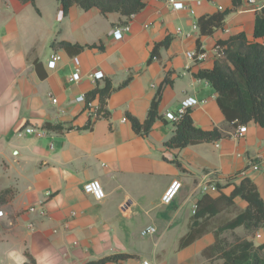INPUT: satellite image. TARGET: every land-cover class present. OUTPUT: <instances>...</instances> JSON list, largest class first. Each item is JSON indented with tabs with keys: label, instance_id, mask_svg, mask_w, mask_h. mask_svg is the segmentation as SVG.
<instances>
[{
	"label": "crops",
	"instance_id": "obj_1",
	"mask_svg": "<svg viewBox=\"0 0 264 264\" xmlns=\"http://www.w3.org/2000/svg\"><path fill=\"white\" fill-rule=\"evenodd\" d=\"M186 1L194 12L174 9L168 0H144L140 12L125 16L77 5L64 14L59 0H0V191H10L0 206V264H85L109 255L115 259L108 264H217L205 250L248 203L235 197L210 220L209 231L180 247L198 200L228 196L246 177L264 198V127L249 122L239 135L214 87L198 76L212 68L219 40L243 31L264 44V36L254 37L257 10L247 0L237 7L232 0ZM225 9L231 10L224 26L201 35L198 17ZM125 25L131 30L115 39L114 30ZM165 39L169 45L153 55ZM59 41L95 46L70 54L52 45ZM199 41L208 53L203 60L188 55L200 51ZM54 52L61 58L51 66ZM77 67L81 78L71 81ZM96 71L104 77L94 80ZM107 83L112 90L104 102L91 96ZM159 89L160 117L141 134L131 117L144 122ZM188 97L198 100L189 109L195 124L223 136L169 147L176 126L166 113L177 112ZM87 99L102 105L101 117H90ZM46 122L63 128H45ZM92 179L101 182L103 199L84 191ZM175 179L181 189L164 204ZM204 184L217 189L204 192ZM150 225L157 231L142 235ZM228 231L247 236L243 226ZM248 237L264 243V228Z\"/></svg>",
	"mask_w": 264,
	"mask_h": 264
},
{
	"label": "trees",
	"instance_id": "obj_2",
	"mask_svg": "<svg viewBox=\"0 0 264 264\" xmlns=\"http://www.w3.org/2000/svg\"><path fill=\"white\" fill-rule=\"evenodd\" d=\"M22 2H35V0H20ZM62 11L67 14L69 9L77 5L83 9L97 7L103 14L118 12L121 15L133 16L145 7L144 0H59ZM234 7L243 3V0H232ZM231 9L218 10L211 14L200 15L196 25L201 35H210L225 24V18ZM264 36V5L257 10L254 27V37ZM170 40L165 39L156 43L153 55L161 46L169 45ZM217 44L224 46V55L217 58L211 69L202 70L198 76L205 78L217 92V102L227 121L237 127L241 124L255 122L264 127V44L251 41L245 32L241 31L227 39L219 40ZM53 46L65 49L70 54L80 53L85 46L67 41L54 42ZM201 43L199 41V49ZM201 50V49H200ZM38 66V62H36ZM112 86L107 83L91 93L99 94L101 101L110 94ZM161 89L153 99L148 117L144 122L131 117L135 130L141 134L149 133L154 122L160 117L158 105ZM175 132L166 141L169 147L183 148L190 144L210 142L220 139L223 133L218 129H205L195 124L190 110L175 122ZM45 128L62 130V126L46 122ZM9 190L0 191V206L8 200ZM240 196L245 199L248 206L224 225L215 231L216 242L204 252L206 257L213 258L217 264H264V243L255 244L248 236H253L264 228V198L257 185L251 178H244L236 185L230 195L221 194L214 198L208 194L198 200L194 219L189 231L181 238L180 247H186L209 231L210 220L222 211L224 207L233 204L234 198ZM243 226L247 236H234L233 241L223 237L225 231L234 230ZM115 256L109 255L85 264H108L114 261ZM32 264H35L31 261Z\"/></svg>",
	"mask_w": 264,
	"mask_h": 264
},
{
	"label": "built area",
	"instance_id": "obj_3",
	"mask_svg": "<svg viewBox=\"0 0 264 264\" xmlns=\"http://www.w3.org/2000/svg\"><path fill=\"white\" fill-rule=\"evenodd\" d=\"M248 3L253 4L256 8V10L261 9V7L264 5V0H247ZM169 4H171L173 6L174 9L177 10H181V9H190L192 12H194V10L192 8H189L187 1L186 0H168ZM197 4H201L202 0H196ZM131 30L130 25H125L122 28H117L114 30L113 35L115 39H122L123 35H124V31H129ZM178 31H182L181 28H178ZM215 50H216V57L217 58H221L224 55V46H222L221 44H217L215 46ZM188 55L195 60H203L205 58L208 57V53L204 50H200V51H192V52H188ZM61 58L60 54H58L57 52H54L51 54V58H50V65L54 66L56 64V62ZM91 77L94 80H100L104 77V73L102 71H96L94 72ZM81 78V72L80 69L77 67L75 72L72 74V76L70 77L71 81H78ZM54 102H57V99H53ZM198 103V100L194 97H188L185 98L182 101V105L180 107V109L177 112H170L168 111L166 113V117L173 121V122H178L182 116L191 108V106L195 105ZM86 109L88 111V113L90 114L91 118L97 119L99 117H101L104 113V109L102 107L101 104L97 103L96 101L92 100V99H87L86 100ZM247 131V125L246 124H241L238 126V132L239 135H243L245 132ZM26 132L27 133H35L37 132L39 135L43 134L42 131H37L35 130L33 127H27L26 128ZM254 169H258L259 166L258 164H255L253 166ZM181 181L178 179L173 180L169 187L166 189V191L164 192L163 196H162V202L164 204H169L171 203L175 197L177 196L178 192L181 189ZM216 190L217 187L215 185H208V184H204L203 185V191L207 192L208 190ZM84 191L88 194L93 195L96 199L100 200L103 199L105 197V191L102 187L101 182L98 179H92L88 182H86L84 184ZM196 209V206H195ZM31 211L36 210L35 207H31L30 208ZM5 215V212L0 209V217H3ZM157 231L155 226H147L142 230V235H149V234H154ZM258 237H260V234H257ZM142 264H153L150 260H143Z\"/></svg>",
	"mask_w": 264,
	"mask_h": 264
},
{
	"label": "rangeland",
	"instance_id": "obj_4",
	"mask_svg": "<svg viewBox=\"0 0 264 264\" xmlns=\"http://www.w3.org/2000/svg\"><path fill=\"white\" fill-rule=\"evenodd\" d=\"M239 234L232 232V231H226L223 234V237H226L227 239H229V241H233L234 240V236H238ZM240 236V235H239ZM255 240L256 243H258L259 239L257 238V236H255L253 238ZM218 263H220V261H218Z\"/></svg>",
	"mask_w": 264,
	"mask_h": 264
}]
</instances>
